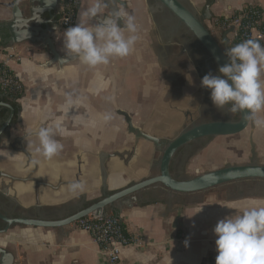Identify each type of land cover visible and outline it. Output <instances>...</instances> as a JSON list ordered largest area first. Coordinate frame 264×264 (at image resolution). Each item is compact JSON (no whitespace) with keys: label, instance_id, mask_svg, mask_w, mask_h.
I'll return each mask as SVG.
<instances>
[{"label":"crops","instance_id":"0c3cea01","mask_svg":"<svg viewBox=\"0 0 264 264\" xmlns=\"http://www.w3.org/2000/svg\"><path fill=\"white\" fill-rule=\"evenodd\" d=\"M29 1L32 0H0V27L9 24L7 9L1 7L11 10L9 4L16 2L20 11L25 13L30 7ZM119 1L124 4L119 6V10L124 14L122 23L124 25L127 22L128 15L134 16L138 39L131 54L123 58H112L107 65L89 67L74 58L59 66L51 62L49 49L41 43L23 44L13 50L0 47V60L5 59V51L19 56V62L6 61L5 64L17 75L23 87V94L17 103L20 121L11 128L10 139L0 142V168L7 167V173L14 174L13 166L24 162L21 154L10 149L11 138L32 134L22 142V146L32 153L37 163L39 173L34 178L53 186L60 179L58 176L62 182H73L76 164L81 162L82 176L78 180L82 184L72 188V193L76 198L83 196L84 203L95 200L98 194L102 196L97 158L100 153L119 152L121 156L105 162V190L108 193L158 175L157 161L160 154L152 144L143 140L135 142L134 136L127 132L126 126V133L133 137L132 142L122 145L118 137L112 135L114 130H117L116 136L120 135L123 129L122 123H125V120L121 113L127 114L134 126L137 124L134 120L137 119L154 118L162 121L170 118L169 111L164 112L159 108L165 103L164 91L162 97H159L161 99H150L158 88L169 86L170 81L159 78L155 80L153 77L156 68L153 58L155 41L144 0ZM203 1L193 0L192 6L199 11L205 5ZM98 2L102 5L100 16L90 21L82 13ZM209 2L210 19L228 15L249 3L259 5L264 13V0ZM37 6L38 3L32 1L31 8ZM105 15H108V10L103 0H81L75 25L80 22L90 26ZM64 31L57 29L51 35L59 56H67L63 44ZM125 35L128 33L125 32ZM184 90L182 103L186 100H189L191 105L196 103L197 110L199 99H192L190 90ZM181 100L179 98L178 101ZM181 113L178 117L185 120L187 126L197 116L195 111L184 110ZM256 115L258 119L264 120V110ZM57 120L66 134L57 133L54 138L63 144V149L49 159L35 151L38 144L35 132L41 127L53 125ZM184 128L186 126L181 130ZM162 130L163 132L153 133L143 129L142 132L168 140L166 134L171 132L170 129ZM242 135H247L246 143L240 141L239 145H235L237 140H234V137ZM135 144V156L128 161L131 147ZM256 150L264 153V126L254 124V127H247L237 135L211 138L202 146L199 145L184 167V178L220 169L226 166L225 160L230 158L233 162L227 165H246L252 158L251 151L254 152L253 161L264 166V162L259 163ZM218 153L219 156L215 158ZM262 160L264 161V155ZM220 163L224 165L221 167ZM69 165L70 167H67ZM52 166L58 174L57 177L53 176L50 168ZM64 168L69 171L66 177L63 176ZM262 199L263 197H247L226 201L221 195H214L186 207L149 204L123 208L120 216L127 229L130 232H140L145 238L153 241L154 246L152 250L144 253L125 249L122 264H216L218 253L213 232L216 223L225 216L240 214L254 206H264ZM56 202L57 200H53L50 203L46 198L40 200L42 207L54 205ZM179 208L181 214L176 227H173ZM0 247L11 253L13 264H107L88 234L74 228L20 230L15 233L12 230L5 240H0Z\"/></svg>","mask_w":264,"mask_h":264},{"label":"water","instance_id":"95a60500","mask_svg":"<svg viewBox=\"0 0 264 264\" xmlns=\"http://www.w3.org/2000/svg\"><path fill=\"white\" fill-rule=\"evenodd\" d=\"M32 1L38 3L37 8H31ZM32 1L28 2L30 7L25 13L20 11L16 2L9 4L11 10L1 7V9H7L9 24H7L6 27H0V47L6 50H13L23 44L41 43L49 49L50 55L52 56V63H57L59 66H63L72 61L74 59L72 57L59 56L57 54L51 39V35L57 30L56 25H54L53 28H50L51 17L55 10L57 0ZM155 1L156 7L168 11L177 20L178 24L182 25L196 40L200 48L206 53L208 59L215 64L217 70L220 66L228 62L225 55L227 31H224L221 34V45H219L204 24L205 21L211 18V14L209 13V1L204 5L200 15L197 14L194 7L183 0ZM103 2L108 10L109 16L115 10H119V6H124L119 0H103ZM144 4L147 16L151 20L155 43L162 47L177 48L179 50L177 45L168 46L167 43L163 42L161 36L155 30L152 21V13L155 11L154 8L148 3L146 4L145 0ZM122 22L123 19L120 18L118 20V26L121 28L125 27ZM180 53L185 59L186 66L191 67L187 55L182 52ZM195 73L200 106L204 100V87H202L201 81L198 80L196 71ZM0 108H5L8 111L5 121L0 126V142H3V140L10 139L9 133L13 127V125H11V120L13 118L14 110L9 104L3 102H0ZM121 115L125 120L127 132L134 136L135 142L138 140L149 142L154 149L159 152L160 156L157 161V176L133 183L124 189L109 194L105 190V181L107 177L105 162L121 156L119 152H113L111 154L100 153L97 158L99 162L98 171L101 175L100 191L103 195L101 199L86 208H77L74 213L67 217L51 220L33 218L25 215L7 216L0 212V221L4 223V227L0 229V235L7 233L10 229L20 228L51 230L72 228L71 225L75 221L86 217L89 214L101 215L117 213L118 215L114 216L118 219L120 225V211L123 208L141 207L149 204L186 207L214 195H221L226 201H229L231 198L263 197L261 202H264V166L258 165L253 161V151H251L252 158L246 165H226L220 169L205 172L195 177L184 178V167L197 151L199 147L197 142L199 140L209 138L205 141L207 142L211 138L237 135L247 127H254L252 119H245L241 113H238L236 119H231L230 114H227L224 118L222 117V114L218 113V115L212 116L211 120L208 116H204L203 120L202 118L199 120L197 115L194 119V123L189 127L184 128L173 139L164 140L145 134L133 126L127 114L121 113ZM196 120H198V122H196ZM19 121L18 112L17 123H19ZM31 136L32 134H21L18 137L11 138L10 149L24 157V162L13 166V169L25 171L32 166V172L19 177L16 174L4 173L3 169H0V178L6 179L9 182L0 188V197L12 208L21 207L16 189L13 185H22L26 188L29 187V184H32L33 188L31 189L29 187L30 189L28 192L33 193L34 206H32V209L36 211L42 208L40 204L41 198H46L50 203H52L53 200H57L58 202L65 201V199L72 200L76 198L73 197L72 188L79 187L82 184L78 180V178L82 176L81 162L76 164L77 167L73 182H62L61 177L59 176L58 178L60 179H58L57 184L54 186L45 182L37 181L34 178V176L39 173L37 163L34 161L32 153L22 146V142ZM189 146L192 147L193 151L185 160L175 159V155L178 151ZM250 146L253 148L252 143H250ZM135 152L136 144L131 147L128 161L134 158ZM63 171V176L66 177L69 171L67 169H64ZM9 190L13 192V195L8 194L7 191ZM60 205L59 208H71V206H74L75 208L78 203L74 202L69 206H67V204ZM59 208H51V210H57ZM176 214L177 216L173 227H176L177 219L181 214L180 208L177 209ZM0 264H13V256L11 253L1 247Z\"/></svg>","mask_w":264,"mask_h":264},{"label":"clouds","instance_id":"9594fccd","mask_svg":"<svg viewBox=\"0 0 264 264\" xmlns=\"http://www.w3.org/2000/svg\"><path fill=\"white\" fill-rule=\"evenodd\" d=\"M101 8L98 2L82 15L96 20ZM120 18L124 21V14L117 9L90 26L78 22L68 27L63 38L67 56L96 67L131 54L138 39L135 17L128 15L123 28L118 26ZM226 55L228 62L218 68L219 74H206L202 87L210 90V99L217 109L227 107L230 113H241L255 125L264 126V120L256 115L264 110V44L247 39L229 48ZM57 133L66 134L59 120L39 128L35 132L38 140L35 151L49 159L57 155L63 149V144L54 138ZM213 232L218 253L216 264H264V206L225 216L216 223Z\"/></svg>","mask_w":264,"mask_h":264},{"label":"built area","instance_id":"2783aa9c","mask_svg":"<svg viewBox=\"0 0 264 264\" xmlns=\"http://www.w3.org/2000/svg\"><path fill=\"white\" fill-rule=\"evenodd\" d=\"M80 3L81 0H57L58 30H66L75 25ZM214 23L219 35L217 38L211 35L219 45L221 34L227 31L225 55L229 48L247 39H256L264 44V13L257 4H246L235 12L219 17ZM208 31L210 32L209 29ZM4 58L0 60V93L17 104L23 94V87L17 75L12 73L5 63L19 62L20 59L17 54L8 51H5ZM226 58L228 60L227 55ZM71 226L88 234L107 264H122L125 249L144 253L152 250L154 246L153 241L145 238L140 232H130L122 216L119 225L118 219L111 213L89 214Z\"/></svg>","mask_w":264,"mask_h":264},{"label":"rangeland","instance_id":"374dc122","mask_svg":"<svg viewBox=\"0 0 264 264\" xmlns=\"http://www.w3.org/2000/svg\"><path fill=\"white\" fill-rule=\"evenodd\" d=\"M217 18L218 17H213L212 19H210L206 23L207 28L210 30L212 35H215V38H217L219 35L218 28L214 23ZM153 37H154V35H153ZM154 46H155V54H153V58L155 61V67L156 68H155L153 77L155 78V80H157V78L169 80L170 85L158 88L154 92L153 97H150V99L151 98H153V100L154 99L157 100V98L161 99L159 97H162L163 91H164L165 97L163 99H164L165 103H164V106H161L159 108L164 112L169 111L170 112L169 113L170 118H168L166 120L163 119L162 121H158L154 118H148L145 120L137 119V120H134L137 122L136 126H134V125L133 126L137 129L141 130V131H143V129H144L146 131H151L153 133L163 132L162 129L169 128L171 132L169 134H166V137L168 140H171L176 135V133H179L182 131L181 129L184 126L188 127L186 125L187 123L185 122V120L183 121V119L178 117V116L182 115L181 112H183L184 110L196 112V109H195L196 103H192V105H191V102H189V100H186L185 103H182L183 102L182 93L185 91L184 88L190 90V92H191L190 94H191L192 99H194V100L199 99V91H198L196 73H195V70H193L191 67L186 66L185 59L183 58V56L181 55L180 51L177 48H168L167 49L166 47L158 46L156 43ZM166 49L168 51L170 50V53L165 57L164 53L166 52ZM162 67H163V69H161ZM157 94H158V96H157ZM179 98L182 99L180 102L178 101ZM150 109H152V107ZM157 122H159V123H157ZM193 122H191V124ZM165 125H167L169 127H166ZM125 126L126 125L123 122L122 123L123 129L120 132V135L119 134L117 136L115 135V132H117V130L112 131L113 132L112 135H114L115 137H118V139H119L118 141H120L122 143V145H125L129 142H132V139H133V137L131 135H128L126 133ZM246 137H247V135H242L240 137H234V140H237L234 144L239 145L238 143L240 141L241 142L244 141V143H246ZM246 147H248V144L246 145ZM234 148H236V147H234ZM217 151H219V149H217ZM256 151H257V154L259 157L258 158L259 163H263L264 162L262 160L263 155H264L263 151H261V150H256ZM220 152H222V151H220ZM217 156H219V153L215 156V158ZM221 157H223V156H221ZM95 158H96V156H95ZM94 160H96V159H94ZM118 162H119V160H118ZM225 162L227 165V163L230 164L231 162H233V160H232V158H230V159H226ZM119 164H120V162H119ZM219 165L222 167L224 164L220 163ZM0 169H3V172L7 173L5 171V169L7 170V167H5V168L1 167ZM32 170H33V167L30 166L29 169H27L25 171H19L18 169H15V170L12 169V172L14 174L18 175L19 177H22V176L32 172ZM51 171L53 173V176H55V177L58 176V174H56V170L53 166L51 167ZM7 183H9L8 180L0 178V188H2ZM16 186H17L16 184L13 185L14 188H16ZM29 187L32 189L33 188L32 184H29ZM7 192H8V194L13 195V192L11 190H9ZM30 194H31V197L27 201L26 204H24V205L21 204V207H17V208L13 209L15 214L21 215V216L22 215L23 216L24 215L25 216H31L32 215V213H33L32 206H34V201H33V195H32L33 193H30ZM97 196H98V198H96V199H101L100 194H98ZM74 202L77 203L76 198H74L72 200H70V199L66 200L65 199V201L63 200V201L55 203L57 205H50V206L47 205V206L42 207L41 209L49 211V210H51V208H59L61 206L60 204H64V205L67 204V206H69L71 203H74ZM85 202L87 203L89 201H85ZM71 208H74V206H71ZM45 216L47 217L46 218L47 220L52 219L49 217V216H51V214H48ZM12 230L15 233V232H18L20 230H40V228L10 229L7 233L0 235V240H5L7 238V236H9V232ZM43 230H51V229H43Z\"/></svg>","mask_w":264,"mask_h":264},{"label":"flooded vegetation","instance_id":"af4514ba","mask_svg":"<svg viewBox=\"0 0 264 264\" xmlns=\"http://www.w3.org/2000/svg\"><path fill=\"white\" fill-rule=\"evenodd\" d=\"M183 1H185L187 4L191 6L193 5V0H183ZM208 1L211 0H204L203 2L204 4H206ZM212 1H217V0H212ZM145 2L146 4L148 3L150 6H152L155 10L152 13V21L155 30L161 36L163 42L167 43L168 46L177 45L179 47L180 52L185 53L187 55V58L190 61L189 64L191 65V68L197 72L199 81H202V78L208 73H212L213 75L219 74L215 64L208 59L206 53L200 48L196 40L187 32V30L182 25L178 24L177 20L168 11H166L163 8L156 7L155 0H145ZM202 8H200L199 11L195 10L198 15L201 14ZM206 23L207 21L204 22L205 26ZM54 25L56 26L58 25L56 6L53 15L51 17L50 28H53ZM167 49L166 52L164 53L165 56H167L170 53V50L168 51ZM196 112L199 120L200 118H202L203 120L204 116H208L211 120L212 116L218 115V113L222 114L223 115L222 117L224 118L227 116V114L228 115L230 114L231 119H235L236 115H238V113H230L227 107H225V109L222 110L217 109L213 105L210 99V90L206 88H204L203 103L199 106ZM3 122L0 123V126L3 124ZM196 122H198V120H196ZM190 125L191 123L189 124V126ZM207 139L209 138H206L204 140L201 139L202 141L199 140L197 143L199 145L201 144L202 146ZM192 151H193L192 147L190 146L185 149H181L175 155V159L177 158L178 160H185L192 153ZM67 167H70V165ZM77 203L78 205L75 208L61 207L57 210H49V211L44 209H39L37 211L33 210L32 215L29 217L46 219L47 217L45 215L51 214V216L49 217L52 219L64 218L74 213L77 210V208L83 207V205L85 204L83 202V196H80L77 199ZM13 209L14 208L6 204V202L0 197V212L2 214H5L7 216H19L14 213Z\"/></svg>","mask_w":264,"mask_h":264},{"label":"trees","instance_id":"16d2710c","mask_svg":"<svg viewBox=\"0 0 264 264\" xmlns=\"http://www.w3.org/2000/svg\"><path fill=\"white\" fill-rule=\"evenodd\" d=\"M219 19V18H217ZM0 102H3V103H6V104H9L13 110H14V114H13V118L11 120V125H16L17 124V114L19 112V106L18 104L14 103L13 101L9 100L5 95L3 94H0ZM8 115V111L7 109L5 108H0V123H2L6 117ZM238 117V115H236V118ZM235 118V119H236ZM113 192H110L109 194H112ZM99 199H96V200H92V201H89L87 203H85L83 205L82 208H86L92 204H94L95 202H97ZM113 215H118L117 213H113ZM4 227V223L2 221H0V229H2Z\"/></svg>","mask_w":264,"mask_h":264},{"label":"bare ground","instance_id":"6f19581e","mask_svg":"<svg viewBox=\"0 0 264 264\" xmlns=\"http://www.w3.org/2000/svg\"><path fill=\"white\" fill-rule=\"evenodd\" d=\"M16 193H17V197L20 200L21 204H26L27 201L30 199L31 195L28 192V190L30 189L29 187H23L22 185H17L16 186ZM10 196V195H9Z\"/></svg>","mask_w":264,"mask_h":264}]
</instances>
